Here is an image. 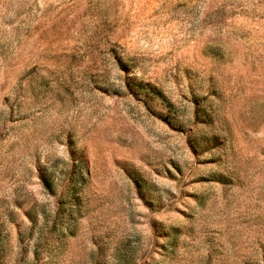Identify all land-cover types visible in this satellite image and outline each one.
<instances>
[{"label": "rangeland", "instance_id": "374dc122", "mask_svg": "<svg viewBox=\"0 0 264 264\" xmlns=\"http://www.w3.org/2000/svg\"><path fill=\"white\" fill-rule=\"evenodd\" d=\"M0 264H264V0H0Z\"/></svg>", "mask_w": 264, "mask_h": 264}, {"label": "trees", "instance_id": "16d2710c", "mask_svg": "<svg viewBox=\"0 0 264 264\" xmlns=\"http://www.w3.org/2000/svg\"><path fill=\"white\" fill-rule=\"evenodd\" d=\"M115 59L119 65V68L126 71V62L123 60V58H121V56H115ZM42 181L47 188H49L50 190L52 189V184L49 181V179L42 176ZM75 186H76V184H75V182H73V178L71 177L70 181H69V190L68 191H69V193H71L72 196H74L75 192H76Z\"/></svg>", "mask_w": 264, "mask_h": 264}]
</instances>
